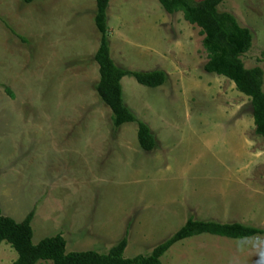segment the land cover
I'll return each mask as SVG.
<instances>
[{
	"label": "rangeland",
	"instance_id": "374dc122",
	"mask_svg": "<svg viewBox=\"0 0 264 264\" xmlns=\"http://www.w3.org/2000/svg\"><path fill=\"white\" fill-rule=\"evenodd\" d=\"M198 2L199 0H192ZM95 0H0V212L30 211L32 242L60 234L67 252L146 255L192 217L264 229V140L249 100L202 70V35L156 0H111L110 56L125 70H163L158 88L120 81L125 106L155 139L140 149L135 123L114 130L95 93ZM252 34L242 56L263 70L264 0H225ZM264 91V78H263ZM16 252L0 244V264ZM161 264H264V236L201 234ZM39 264H51L40 262Z\"/></svg>",
	"mask_w": 264,
	"mask_h": 264
},
{
	"label": "trees",
	"instance_id": "16d2710c",
	"mask_svg": "<svg viewBox=\"0 0 264 264\" xmlns=\"http://www.w3.org/2000/svg\"><path fill=\"white\" fill-rule=\"evenodd\" d=\"M29 2L31 0H23ZM111 0H95L93 23L99 34V47L93 60L98 66V81L95 93L102 104L110 110V120L114 130L124 124L135 123L138 146L144 152L155 148V139L149 127L136 119L125 106L120 81L123 77H132L139 85L158 88L167 82L163 70L147 72L125 70L115 64L110 56L106 10ZM167 14L180 13L183 20L196 26L202 35V48L206 61L202 70L208 74L225 77L236 90L246 96L250 103L254 124V133L264 140V91L263 70L254 66L247 68L242 56L250 49L252 34L241 27L229 12L219 11L225 0H156ZM258 62H264V51ZM30 211L21 221L3 216L0 212V244H8L17 254L12 264H161V257L175 243L184 239L208 234L228 239H242L264 236V229L246 226L240 223H219L188 218L184 224L169 237L155 245L146 255L132 258L124 255L126 236L113 244L105 253L93 250L67 252L66 241L60 234L32 242Z\"/></svg>",
	"mask_w": 264,
	"mask_h": 264
}]
</instances>
